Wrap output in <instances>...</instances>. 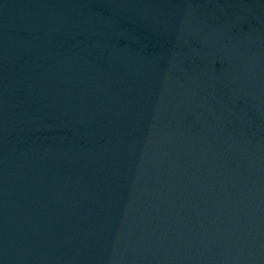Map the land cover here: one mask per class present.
<instances>
[{"label": "water", "instance_id": "95a60500", "mask_svg": "<svg viewBox=\"0 0 264 264\" xmlns=\"http://www.w3.org/2000/svg\"><path fill=\"white\" fill-rule=\"evenodd\" d=\"M0 264H264V0H0Z\"/></svg>", "mask_w": 264, "mask_h": 264}]
</instances>
